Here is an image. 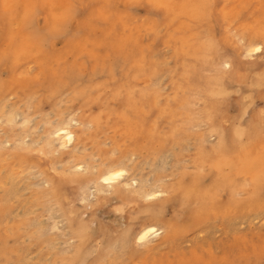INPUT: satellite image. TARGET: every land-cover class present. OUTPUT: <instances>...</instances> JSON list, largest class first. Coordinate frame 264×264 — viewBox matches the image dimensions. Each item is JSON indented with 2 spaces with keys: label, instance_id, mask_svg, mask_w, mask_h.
I'll return each mask as SVG.
<instances>
[{
  "label": "rangeland",
  "instance_id": "rangeland-1",
  "mask_svg": "<svg viewBox=\"0 0 264 264\" xmlns=\"http://www.w3.org/2000/svg\"><path fill=\"white\" fill-rule=\"evenodd\" d=\"M0 264H264V0H0Z\"/></svg>",
  "mask_w": 264,
  "mask_h": 264
},
{
  "label": "bare ground",
  "instance_id": "bare-ground-1",
  "mask_svg": "<svg viewBox=\"0 0 264 264\" xmlns=\"http://www.w3.org/2000/svg\"><path fill=\"white\" fill-rule=\"evenodd\" d=\"M255 44V43H254ZM248 47V46H246ZM262 47V45L260 46ZM259 46H255L254 47V50H259L260 49ZM249 48V47H248ZM252 54V53H251ZM250 54V55H251ZM206 92H208L209 94H211L213 97L215 96V92L216 90L214 88H209L208 90H206ZM69 123V122H68ZM68 123H65V124H68ZM64 124V125H65ZM63 125V124H62ZM58 126L57 128H52V129H55L53 131V133L55 134V137L53 138V141H57L58 142V145L60 147H66L67 146V143L70 142L73 138H74V133L73 131L71 130L70 126L68 125H65V126ZM56 127V126H55ZM72 142V141H71ZM122 163V162H121ZM124 164V163H123ZM122 164V165H123ZM121 165V166H122ZM129 165V164H128ZM127 165V166H128ZM120 165H118V167H115V166H111L107 169H104L102 170L100 173H99V176L96 178L95 180V186L97 188V192H104L106 190V187L110 186L112 188H114V185L113 183L114 182H118V180L122 179L123 177H126L125 174L126 173V169L125 168H122ZM106 168V167H105ZM129 169V168H127ZM130 171V170H129ZM130 174V173H129ZM126 178H129V176H127ZM136 178V177H135ZM138 179V177H137ZM124 180V179H123ZM140 180V181H139ZM139 183L142 181L141 179H139ZM121 185H123L125 188H127L128 186H130L131 182L128 181V179L124 180V181H119ZM148 182V180H147ZM132 183H136V180H133ZM115 184V183H114ZM145 184V183H144ZM94 186V187H95ZM146 186V185H145ZM110 189V188H109ZM146 189V188H145ZM151 190V189H150ZM153 190V189H152ZM135 191L137 193H139V196H140V193L143 192V186L142 185H138V183L136 184V188H135ZM154 191V190H153ZM156 193V192H155ZM153 194V192H147L145 190V196H151ZM142 196V195H141ZM198 219V217H197ZM152 221V220H151ZM143 225H141V227L138 229L137 233H136V242L140 243L142 245V242L145 243L147 241H150L152 240L151 238L152 237H156V236H159L161 235V233L164 232L163 228L162 227H159L157 224H154L152 222H146V223H142ZM137 244V243H136ZM147 245V243H146Z\"/></svg>",
  "mask_w": 264,
  "mask_h": 264
}]
</instances>
